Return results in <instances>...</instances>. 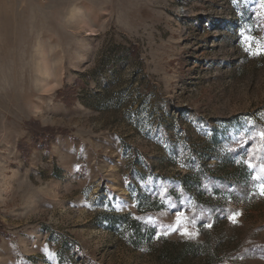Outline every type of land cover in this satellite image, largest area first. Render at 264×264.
<instances>
[{
    "label": "rangeland",
    "instance_id": "1",
    "mask_svg": "<svg viewBox=\"0 0 264 264\" xmlns=\"http://www.w3.org/2000/svg\"><path fill=\"white\" fill-rule=\"evenodd\" d=\"M261 44L264 0H2L0 264H264Z\"/></svg>",
    "mask_w": 264,
    "mask_h": 264
},
{
    "label": "snow or ice",
    "instance_id": "2",
    "mask_svg": "<svg viewBox=\"0 0 264 264\" xmlns=\"http://www.w3.org/2000/svg\"><path fill=\"white\" fill-rule=\"evenodd\" d=\"M246 51H251V48L250 47H247L245 49ZM254 55H259V54H264V44H261L260 47L257 49V51L253 52ZM261 136L264 137V133H261ZM249 167H251V165L249 164ZM254 179H258V177H254ZM259 192H260V195H264V184H261L259 186ZM180 216H183V213H180L179 214ZM239 215V213H234L232 215H230L228 218L233 222V223H236V217ZM208 227H210L211 225H207ZM172 231H176L177 229L176 228H172L171 229ZM164 235H167L168 232H164L163 233ZM197 233H194V232H190L188 231L187 229H184V230H181L180 231V235L181 236H184V237H188V238H193ZM159 235V234H158Z\"/></svg>",
    "mask_w": 264,
    "mask_h": 264
},
{
    "label": "crops",
    "instance_id": "3",
    "mask_svg": "<svg viewBox=\"0 0 264 264\" xmlns=\"http://www.w3.org/2000/svg\"><path fill=\"white\" fill-rule=\"evenodd\" d=\"M1 1H2V0H0V5H1Z\"/></svg>",
    "mask_w": 264,
    "mask_h": 264
}]
</instances>
